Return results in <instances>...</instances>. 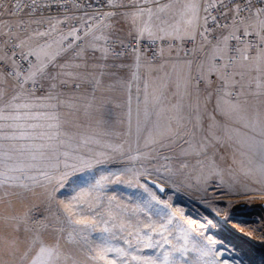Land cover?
<instances>
[{"label":"snow or ice","instance_id":"1","mask_svg":"<svg viewBox=\"0 0 264 264\" xmlns=\"http://www.w3.org/2000/svg\"><path fill=\"white\" fill-rule=\"evenodd\" d=\"M92 8L0 0V192L38 187L45 205L33 217L7 200L0 264H230L158 193L202 191L223 219L264 193V0ZM233 227L264 240V220ZM96 232L66 254L65 233Z\"/></svg>","mask_w":264,"mask_h":264},{"label":"rangeland","instance_id":"2","mask_svg":"<svg viewBox=\"0 0 264 264\" xmlns=\"http://www.w3.org/2000/svg\"><path fill=\"white\" fill-rule=\"evenodd\" d=\"M182 2V0H177ZM130 21H121L116 27L122 29L126 34L129 29ZM100 35L101 33H97ZM120 111L113 108L111 111L110 130L119 131ZM82 119H85L82 116ZM87 122V121H86ZM231 158V152L225 153ZM42 189L38 187L34 193H25L18 190V194L8 197L6 194L0 192V198L5 201L0 204V215H8L7 200L11 199L13 202V209L17 214L29 213L33 217H39L40 212L44 209V197ZM70 191V189H69ZM115 194L127 201L129 195L139 196L140 193L133 192V190L126 187L116 186ZM211 193H209V196ZM160 199L172 204L173 208H180L183 211V220L194 221L191 227L196 228L197 232L204 236L211 237L216 241V246L224 252L225 257L229 259L230 264H264V240L261 239L260 233H254L250 238L244 233L238 231L233 227L234 224H252L260 220H264V211L261 204L264 202V193L257 192L253 195L251 200L252 205H237L236 210L229 214L227 219L215 216L204 203L201 198L204 193L195 192L193 189H181L179 193L172 189L166 190L164 193H158ZM6 225L0 224V233H3ZM99 233L91 234H75L69 238L68 233L64 234V241L67 243L66 254L69 256H82L87 248L92 244L93 240L98 239ZM47 238V237H46ZM200 239V236L196 237Z\"/></svg>","mask_w":264,"mask_h":264},{"label":"built area","instance_id":"3","mask_svg":"<svg viewBox=\"0 0 264 264\" xmlns=\"http://www.w3.org/2000/svg\"><path fill=\"white\" fill-rule=\"evenodd\" d=\"M9 2H11V0H9ZM61 2H63V0H61ZM89 2H91L93 4V8L91 10H95V0H89ZM74 3H76V0H67V4L69 8H72V6L74 5ZM5 7H7V4H5ZM90 10V11H91ZM107 10V9H106ZM64 10L61 9V12H63ZM52 14L55 15V9L52 10ZM71 14H75V15H81L82 13H78V12H70Z\"/></svg>","mask_w":264,"mask_h":264},{"label":"water","instance_id":"4","mask_svg":"<svg viewBox=\"0 0 264 264\" xmlns=\"http://www.w3.org/2000/svg\"><path fill=\"white\" fill-rule=\"evenodd\" d=\"M261 208L264 211V202L261 204Z\"/></svg>","mask_w":264,"mask_h":264}]
</instances>
